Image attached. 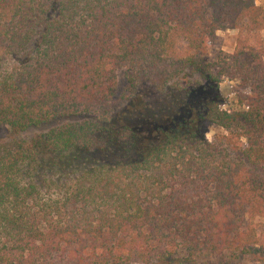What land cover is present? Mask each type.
Segmentation results:
<instances>
[{
  "label": "trees",
  "instance_id": "16d2710c",
  "mask_svg": "<svg viewBox=\"0 0 264 264\" xmlns=\"http://www.w3.org/2000/svg\"><path fill=\"white\" fill-rule=\"evenodd\" d=\"M261 16L253 0H0V264H264ZM224 28L230 110L202 58ZM120 76L166 92L169 114L117 121Z\"/></svg>",
  "mask_w": 264,
  "mask_h": 264
},
{
  "label": "rangeland",
  "instance_id": "374dc122",
  "mask_svg": "<svg viewBox=\"0 0 264 264\" xmlns=\"http://www.w3.org/2000/svg\"><path fill=\"white\" fill-rule=\"evenodd\" d=\"M257 6L262 10L261 23L260 27L257 30V34L264 41V0H253ZM239 35V30L235 29H220L218 30L211 42L210 47L206 50V53L202 55L204 62L209 63L212 68L213 74H219V90L221 95V108L223 110H230L237 108L238 98L237 94L239 93V87L237 81L230 80V74L224 73V68L226 66L224 62L227 59V55H230L235 47L236 40ZM175 51L179 56L185 55L187 53L186 43L181 39H175ZM120 101L119 109L117 110V121L121 123L131 122V115H138L143 113L145 117H151L152 113L157 115L159 119L167 116L169 112L167 108L171 102L170 98L166 95V92L158 90L148 81H145L143 77H140V85L134 93H131L125 89V84L123 82V77L120 76ZM194 78H197L196 75ZM188 80L184 77L182 82L179 83V87H183V83ZM129 101H132L128 107ZM126 103V104H125ZM121 106V107H120ZM147 106L144 111L143 107ZM126 111V109H128ZM123 111H126L125 115ZM140 112V113H139ZM136 113V114H135ZM140 116V115H138ZM137 116V118H138ZM154 118V117H153ZM154 120H157L154 118ZM52 124L43 125L37 129H31L27 132L26 136L32 137L36 134L47 131ZM212 136V130L207 134V138L210 139ZM5 133H0V143H3L5 140ZM242 264H263L258 262H253L249 259L242 261Z\"/></svg>",
  "mask_w": 264,
  "mask_h": 264
}]
</instances>
